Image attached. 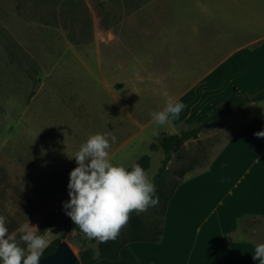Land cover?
<instances>
[{"label":"rangeland","instance_id":"1","mask_svg":"<svg viewBox=\"0 0 264 264\" xmlns=\"http://www.w3.org/2000/svg\"><path fill=\"white\" fill-rule=\"evenodd\" d=\"M240 1L0 0V215L19 224L10 235L21 247L26 245L17 230L29 213L49 245L76 226L63 205L70 200V172L78 166L72 157L90 135L116 136L109 149L114 165L150 156L146 173L153 181L164 154L144 143L154 142L158 133L151 134L160 126L135 137L137 123L164 107L163 92L179 97L226 57L234 61L224 69L250 63L242 73L229 70L245 79L241 88L208 91L201 104L171 120L174 128L161 126L174 131L181 123L174 134L180 135L227 98L264 85V40L243 48L264 38V0L255 15L246 14ZM252 112L264 113V102L207 127L198 140L180 142L167 181L206 168ZM131 142L135 147L126 152ZM157 212L155 206L139 215L160 220ZM64 243L77 260L87 249L97 255V243L82 232L68 233Z\"/></svg>","mask_w":264,"mask_h":264},{"label":"crops","instance_id":"2","mask_svg":"<svg viewBox=\"0 0 264 264\" xmlns=\"http://www.w3.org/2000/svg\"><path fill=\"white\" fill-rule=\"evenodd\" d=\"M241 1L246 14L255 15L259 0H243L248 2L245 5ZM260 40L264 38L249 41L243 48ZM229 57L202 73L195 84L175 97L185 105L176 120L189 107L206 100L208 91L228 86L241 88L240 82L245 79L229 70L240 69L242 73L250 63L236 61L230 69H224L234 61ZM258 113L246 117L206 168L185 176L168 204L161 242L129 244L122 249L118 261L100 260L96 264H259L252 259L256 245L264 243V137L255 135L264 131V113ZM154 125L150 115L137 123L135 139ZM169 125L174 128L171 121ZM182 126L185 125L180 123L177 130ZM177 130L160 126L151 137L157 133L174 135ZM152 143L153 140L145 141L144 145L150 147ZM134 147L133 143L126 152ZM126 160L128 157L122 161Z\"/></svg>","mask_w":264,"mask_h":264},{"label":"clouds","instance_id":"3","mask_svg":"<svg viewBox=\"0 0 264 264\" xmlns=\"http://www.w3.org/2000/svg\"><path fill=\"white\" fill-rule=\"evenodd\" d=\"M162 95L166 98L163 109L149 113L159 126L177 119L185 108L167 91ZM255 135L264 137V131ZM110 141L114 143L116 136L108 131L90 135L80 145L72 157L78 166L70 172V200L63 205L66 215L79 230L88 239H95L99 243L116 240L133 212L139 215L159 203L156 185L140 164L134 163L128 170L123 165L111 162ZM17 231L26 248L18 244L15 234H9L6 218L0 215V262L40 264L49 240L38 234V226L28 219ZM45 233H51V230H45ZM252 259L264 264V243L256 245Z\"/></svg>","mask_w":264,"mask_h":264},{"label":"trees","instance_id":"4","mask_svg":"<svg viewBox=\"0 0 264 264\" xmlns=\"http://www.w3.org/2000/svg\"><path fill=\"white\" fill-rule=\"evenodd\" d=\"M262 101H264V85H261L248 94L233 95L227 98L221 105L199 117L191 128L182 131L180 135H169L167 133L158 134L154 138L150 150L151 152L162 150L164 153L163 165L158 175L153 180L156 185V194L159 197V203L157 205L158 212L156 214L160 215V220H157L152 215L148 214L132 215L129 219L126 231L120 234L116 240L99 243L93 239V242L97 243V255L93 250L87 249L81 253L79 259L74 264H96L100 260L118 261L122 249L129 244L161 242L163 236V223L168 204L178 187L182 184L185 176L188 173L193 172V169L186 170L179 175V181L174 183H169L166 179L165 173L167 172V166L171 162L173 155L178 154L181 150L180 139H182V142L184 143L191 140H198L207 127L216 124L239 109ZM136 163L140 164L143 169L147 171L151 165V158L150 156L145 155ZM128 170H131V167H129ZM31 215L33 214L29 213V216H26L23 219V222ZM18 225L19 224L16 223L9 224L6 220V227L9 230V234L15 231ZM71 232L81 233L77 226L68 228L60 239L54 240L44 250L40 262L53 254L66 235Z\"/></svg>","mask_w":264,"mask_h":264},{"label":"water","instance_id":"5","mask_svg":"<svg viewBox=\"0 0 264 264\" xmlns=\"http://www.w3.org/2000/svg\"><path fill=\"white\" fill-rule=\"evenodd\" d=\"M179 142H182L180 139ZM77 261L75 254L67 244H60L57 250L43 259L40 264H74Z\"/></svg>","mask_w":264,"mask_h":264}]
</instances>
